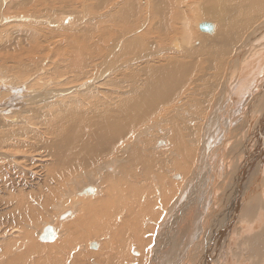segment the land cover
Wrapping results in <instances>:
<instances>
[{
	"label": "bare ground",
	"instance_id": "1",
	"mask_svg": "<svg viewBox=\"0 0 264 264\" xmlns=\"http://www.w3.org/2000/svg\"><path fill=\"white\" fill-rule=\"evenodd\" d=\"M39 1L26 0L24 4L33 5L35 3H38ZM49 1L54 2V0ZM61 1L63 2L64 0ZM61 1L59 3H61ZM97 1L99 2H95L101 3L105 6V4L108 3L112 4L114 0ZM152 1L153 2H150L152 3L150 4L152 5V10H150L151 12H153L151 13L152 17H150L153 18V20H159L158 27L154 28V30H152L153 28L150 30L148 29L149 27L147 28L145 24L146 29L143 33L138 34L140 32L137 31V36L134 34L135 36H132V39L127 40V42L123 41L122 45H118L120 47L116 45L115 47L114 45H112L114 46V48H112L111 52L109 53L111 55H116H114V60L112 57V60L109 59L110 67L114 64L116 65V63H120L119 65H121V67L123 66V69H125L124 64L126 62H137L139 57L136 60H134L135 58H133L132 60L127 59L136 56V54L140 55V53H142L141 51L144 50V53L140 56H144L145 58H147L145 60L149 61L148 65L144 64V66H142V64L140 63L141 66L139 67L128 68V70H125V72L120 75L122 76L120 78L123 79H120L119 81L112 82L114 81V79H118L113 76L110 78L108 77L109 79L106 80V82L108 81V84H110L109 81H111V87L114 86L117 88V90L123 87L129 88L130 96H126L124 98L120 97L117 106L112 105L114 106V108H109L108 106L107 108L102 109L100 111L101 113H94L92 117L87 119H85V113L83 110H81V107H77L78 102L69 101L70 103H65L60 108L59 111H61L63 107L67 108V122H70V124H67V126L70 133L69 135L64 134L63 139H65V142H63L57 148L56 155L60 166L54 169V171L60 172V170H64V181L69 178L71 179L72 184H75L76 181H78L76 178H73L75 174H83L84 178H81L83 179V184L77 189L75 188L76 185L69 187L67 193L65 194V198L70 200L69 204L60 205L55 208H59L58 212H56L55 218L53 215L51 222L48 221L46 224H42L40 228H38L36 234L34 235L36 239L31 235L33 231L25 228V226L29 227V224L23 225V222H26L28 220L27 212L25 213L24 209L10 210L9 219L14 221L18 225L17 228L12 229L9 238L3 243H6L7 241L9 245H11L12 250H10V255L17 256L14 258L17 259L18 256L22 255V258L19 257V260L20 258L24 260L28 259L31 261V264H89L87 263V261L92 258H95V262L92 259L93 262H90V264H132L133 261L137 262L144 259L145 254L147 255L148 252H151V264H264V188L260 185L262 184V182L260 184L258 183L259 186L257 185V180L262 174H264V21L255 29L253 33H250L252 35V39L248 43L243 42V39L247 36V33H239L242 36V40L240 42H238L237 40L236 43L229 44L226 39L227 33H214L215 25H213V22L211 21L212 19L201 20L199 18L197 19L198 21H196L197 23H195L197 30L202 32L199 29V25L203 23H210L214 26V31L213 33H205L209 34V36L212 35V37L205 36L204 38L201 35L203 38L201 37V39L198 40L192 33V30H190V24L187 22L189 19H186V13L183 14L184 12L181 11V8L175 9V7H173V3H170L174 0ZM177 1L179 2V0ZM230 1L232 2V0ZM235 1H237L238 7L241 1L240 10L242 12L246 11L245 16L248 19H253V22L255 23L259 19L263 20L264 0ZM126 2L127 4L125 6L117 9L116 12H112L113 16H111L112 18L110 22H113L114 24L120 23L119 26L126 25V27L129 26L132 29V27L136 24V19L138 20L142 18L145 13L138 5V0H127ZM79 3H81V1H79ZM211 3L214 4V2ZM245 4H247V6H245ZM19 6L20 5H18V7ZM38 6L39 5H35L34 8L38 10L40 8ZM101 6L102 5H100V7ZM22 7L24 6L21 5L20 8ZM31 7L33 6H29L28 10H32ZM85 7L88 9V7L85 5L83 9H85ZM98 7L99 6H97V8ZM24 8L23 10L27 11L26 7ZM15 9H17V7ZM45 9H47V7ZM93 9L89 8L88 10L89 12H93ZM202 9L199 8V11ZM36 10L34 12L35 14L40 13ZM47 10H44V13ZM99 10L102 11L103 9L99 8ZM75 12L77 11L75 10ZM99 12L97 11V14ZM194 12L196 13L197 11ZM203 12L207 11L205 10ZM211 12L209 11L208 13ZM48 13L50 14L53 12L51 11ZM48 13L45 14L46 17L47 15L49 16ZM56 14L58 15V13ZM198 14L201 13L199 12ZM43 16L44 15H42L40 18L44 23H46L44 20L46 17L43 19ZM52 17V20L50 19V17H47V19L53 21L54 16L52 15ZM194 17L196 18L197 16ZM64 18L65 17L62 18V22L65 21L63 20ZM30 19L32 20V16L30 17ZM81 19H79V21ZM175 19H184L185 21L181 25L179 20L174 23L173 20ZM8 20H10V18L3 19L4 22H7ZM12 20L23 21V23H26L28 21L19 17L15 19L13 18ZM83 21L84 20L82 19V21H80L78 24H84ZM179 23L182 27L179 26ZM225 24H227L228 28L231 27L230 23ZM244 24L245 25L243 27L247 30H250L253 27L247 26L253 24L250 21H245ZM74 25L76 24L72 23V26ZM93 25L94 28H91L92 30H95L89 31L93 33V36L87 32L90 29L87 28V25L83 26L85 30H76L78 34L79 31H81V33L83 34L86 33L85 37L83 35V41L78 42L77 48L74 45L76 40L75 36L70 37L69 35H66L69 37L67 39L65 38L68 41L67 43L76 50L74 56H70L68 58L70 60V63H73L72 66L69 65L67 67V69H72L74 72L78 73L76 74V76L80 78L76 79L75 76V80L79 79L80 81L81 77H84L83 79H85L87 76L85 74L86 72L90 75V71L88 70V62H90L91 65L90 60L97 63L99 62L96 60H100V58L103 62L108 61H106L107 56L102 51H99L102 50L101 48L98 50V46L96 45V47L93 46L96 49H92L91 45L89 46L87 44L90 40V36H92L93 39V37H95V31H97L101 27L98 26L96 30L97 25L100 24ZM35 26L38 25L36 24ZM35 26H33L34 29L28 28L29 30H25V26L24 28H22V26L11 27L12 31H8V33L12 35L10 42H13L9 43L11 45H8L11 46V48H13L14 46L19 48L17 54L13 57V61H15V64L17 63L16 67L19 68L20 72H16L17 70L14 71L15 68L12 71H14L16 74H19V77H22L24 82L21 83V81L20 84H8L9 87L7 92L9 96H7L6 94V96H3V89L6 88H4L5 83H3V79H7L8 83V77H4L0 82V116H2V114L16 112L17 117H12V120L20 119V112L24 111L27 107H30L29 105L27 106L26 103H36L34 105H40L41 103L46 102L49 103V101L52 102L51 100L59 98V96H61L63 93L58 92L56 89L48 90L49 85L51 87L53 81H48L47 83L41 81L39 84H42L45 87L42 88L43 91L37 90L40 87L36 88V84L43 78L41 77V74L44 75V73L46 72H43L42 70L36 72V70L30 67L29 73L31 74H28V72L25 71L26 69H24L25 54H28V56H30V59H32V61L30 62V66L37 68L36 64L40 63L38 66L41 67L45 64L42 63L43 61L40 62L36 57V55H38L39 53L37 48L39 47L40 43L37 41V37L38 33L39 35H44V33L46 34L52 32L47 31V29L41 30L39 29V26L38 28ZM72 26L69 25L67 27L70 28ZM56 28L61 30L59 27ZM4 31L2 32L4 33ZM100 31L102 32V30ZM103 31L105 32V30ZM53 32H56V30ZM101 32L99 34H101ZM8 33L7 37H9ZM120 33V36H123V34H125L124 37L127 36L126 34L131 35L128 32L123 34ZM53 34L54 33H52L51 35L54 37ZM220 34L225 37L219 38L221 43H219L217 40L213 41L215 35L218 38L220 37ZM4 35H6V33ZM175 35L179 37V41L177 40L178 42H175L176 44H173L174 42H172V44L176 47V49H173L176 51L181 50V52L178 53L177 51L180 57H175L174 60L173 58L167 60V52L161 50L163 49L161 48L162 46L157 44L156 42H149L148 40V37H155L159 42L161 41L163 43H166L168 40L170 42L171 37ZM41 36L40 38L43 37V42L53 38L50 35H48L47 37ZM120 36L118 37L120 38ZM103 37L107 38V41L109 40V38L105 35H103ZM211 38L213 39L210 40ZM203 39H206V41ZM104 42L102 41V43H98V45H104ZM116 42H120L118 41V38ZM195 43H199V46L197 45L198 48H195L197 50H194L190 47V45H193ZM12 44L14 46H12ZM106 44L107 43L105 42V45ZM8 45H6V48L8 47ZM16 47L14 48L17 50ZM41 50L42 49L40 48V51ZM159 50L162 51V54ZM59 51L60 50H58L57 52ZM198 51H202V54L198 53ZM175 53L176 52L174 51V54ZM158 54H160V56H158L159 58H153ZM162 55H164V57L160 58ZM165 55H167V57ZM174 56L172 55V57ZM182 57H186L185 60H182ZM205 57H208V60L210 61L211 59L215 60L214 63H212L215 64L213 65L215 66V69L213 70L214 78L217 80V82L218 79H222V84H218L219 90L217 91V93H214L215 95H212L208 100L209 106H207V113L204 110L205 107L202 111H205L206 113H204L205 115L202 117L203 124L199 122L200 126H196V128H194L195 126H191L190 124L193 123L194 119L188 111H186L185 115L179 116L180 123L172 118V121L174 123H170L171 125L169 129H163V127H160V123L152 124L151 120H155V118L159 119L162 116L161 114L164 111L161 108L163 106H167L169 103H172L171 101H173L178 94L182 93V91L183 93L188 91L186 89V91L184 90V83L187 82L189 75L192 76V73L193 75H197L198 67H201L200 64H202V66L205 64L200 63V59H205ZM150 58L156 59L155 61H157V63L155 64V62H150L153 61ZM125 60L127 61L125 63H122ZM142 60H140V62ZM63 64L64 63H61V67L60 69H58L59 72H62L64 70L67 71L65 65ZM137 64H132L130 66H135ZM13 65L14 64H12L11 66ZM208 65L209 66L207 69L211 70L213 66H211L210 62L208 63ZM79 66H82V69ZM1 68L0 71L2 72V74H7L5 72L7 71V69L3 67ZM24 72H27L26 76L22 74ZM203 72H205V70ZM116 73L114 72L113 75H115ZM201 76L202 75H200V78ZM36 77L38 82L34 83L32 80L36 79ZM99 78L101 77L99 76ZM47 79L49 80V77ZM138 79H142V81H138ZM14 82H17V80ZM130 82H134V88H131L133 86L130 85ZM189 83L188 85L190 86L192 82L190 84ZM199 83L201 85V81H199ZM99 84L100 83H98L97 85ZM195 85L197 86V83ZM187 86L185 88H189ZM2 97L8 98L4 99ZM188 97L191 96L188 95ZM1 98L3 99V101H1ZM39 105L32 106L31 109L29 108V112H38L40 110V108H38ZM52 105L49 104L45 106L50 107ZM189 107V109L193 108V106ZM230 108L233 109V112L231 113V115H229L230 117L226 119V124L224 125V122H221L220 115L222 113H225V111L227 112ZM41 110H43V108ZM160 110H162L163 112H161ZM180 110L181 108H179L178 111ZM200 110L201 109H199V107L198 110H196V112L198 111L197 113L199 116L201 115ZM2 117L5 118V116ZM6 119H4V123L7 122ZM148 122L151 123L147 127H144L143 130H138ZM162 122L163 120L161 121V123ZM8 126L11 127L12 125ZM26 126H28V123ZM225 126L227 131L225 130ZM65 129L68 130L67 128ZM85 129L86 133L89 132L91 135H95L97 139H94L95 136H92L90 140L86 138ZM154 129L157 131V133L155 132L157 137L162 136L158 139L156 145H159V148H168L169 146H171V148L173 149L171 151V155L174 156V159H172V161L170 160L171 167L174 168V170H177L178 172L184 174L183 177L181 176L182 178L180 177V174L173 175V170L171 174H169L170 182L173 179L177 180L176 182H178V180H181L179 184L172 183L174 184V186L171 187L173 190L171 189L170 192L172 193V196L175 197L176 195H178V197L177 200H171V198L167 196L168 198H170V201H165V199H167V191H169L170 189L169 188L168 190H165L164 188L166 178L164 180L163 176H161L160 174H156L158 181L161 183L160 187L162 189L161 196L158 193V198L162 199V204H160L163 205V209H160L164 212L162 215H159L160 212L156 211V204L158 203L157 198L156 201H154L153 198L154 196L157 197V191L155 189L156 182L154 178L156 169L155 165L157 162L163 161V159L165 157L167 158V156L164 157V154H162L159 157V153H155L157 151L156 147L158 148V146L151 147L153 139L150 135H152L151 132ZM15 130L16 129L13 128L11 130L6 129L4 132H0V149L2 147L6 148V146L9 144L15 148H17V146L22 148V146L16 142L11 143L12 140L15 141V136L10 131ZM64 132L66 133L67 131ZM158 133H160L161 135H158ZM21 138L22 136L17 137L16 141ZM131 139L133 140V148L127 158L130 162L121 163V161L117 159L114 152L116 153V150H118L120 147L127 145V141L130 142ZM227 143H231L230 146L232 147V150L228 153H225L224 162L222 161L223 163L220 164L216 161L218 158L214 156L215 146L218 147L220 145V148H223ZM4 144L6 145L4 146ZM192 144L196 148H190ZM8 154L14 156L13 153L7 152V150H0V155L11 158V156H9ZM110 155L112 156L107 159L106 162H111L109 164H106L105 169L102 168L103 172L94 171L93 173H91V169L95 170L94 165H96V161L105 159ZM12 159L14 160V158ZM232 162L234 165H231ZM2 165L5 164L4 162L0 161L1 168ZM105 170L108 172L113 170L115 172L114 176L110 173L104 172ZM97 173H99L101 176L100 184H97V180L94 178ZM232 173L233 178L229 182ZM229 174L230 177L228 176ZM222 175L224 176V184L220 185L218 183V179H221L223 177ZM55 187L56 185L50 184L51 189ZM177 188L179 189V191H177ZM9 190L10 189H8V191ZM18 191L19 190H17V192ZM22 191H19V193H17L18 195L22 196V200L18 199V196H13L14 198L7 197L9 199V204L12 205L13 208H26V205L32 201L30 197L26 196L27 193H24L26 197L23 194L21 195L20 192L22 193ZM97 196H99V198H97ZM94 197L97 198H95L94 202H96L97 206L99 207L98 210H90L92 206L84 207L83 209L78 207L81 201L85 199H92ZM220 199L223 200V202H220V204L218 205L217 201ZM221 203L223 204L221 205ZM171 204L173 205V207L171 206ZM169 205L172 208L171 210L168 208ZM220 205L221 207H219ZM211 206L212 210L210 211H212V214L207 220L206 218L208 217V215H206V213ZM158 208L159 205L157 209ZM205 216L207 217L205 218ZM147 219L153 220V222L155 221L156 224H158L159 222H163V229L159 231L158 238H156V245L153 244L155 245V247L152 251L150 247L144 250V246H150V244L144 243L143 245L142 240L144 238L141 236L143 234L145 221ZM174 219L175 222L172 225L171 223ZM147 226L152 227L150 225ZM98 233H102L103 235L109 234V236L104 237L105 242L102 243L96 238ZM149 233L151 232L149 231ZM154 233H156V231ZM19 236H22V238H19ZM140 237L143 239L141 240ZM28 239L33 242L32 245H30ZM243 240L246 241L243 242ZM9 245L5 246V248L3 247L4 255L2 252V255H0V259H2L3 256H6L7 259V255H9L10 252ZM7 248L9 249L7 250ZM6 251H8V253ZM234 251L236 252L234 253ZM245 253L250 254L247 259L245 257ZM140 255H142V257ZM150 260L151 259H149V261ZM147 261L148 260H146V262Z\"/></svg>",
	"mask_w": 264,
	"mask_h": 264
},
{
	"label": "rangeland",
	"instance_id": "2",
	"mask_svg": "<svg viewBox=\"0 0 264 264\" xmlns=\"http://www.w3.org/2000/svg\"><path fill=\"white\" fill-rule=\"evenodd\" d=\"M37 1H39V0H37ZM60 1L59 0H54V2H51L49 0H40L38 2L40 4L35 3L33 5L32 4L26 5V4H24L26 2V0H0V59H1L0 60V68L3 67V68H6L7 69V71H5L7 74H2V72L0 71V73L2 74V75L0 74V82H1V80L4 77H8V79H9L8 83H7V79H3V81H4L3 83H5L4 84L5 85L4 88L6 87L5 88L6 90L3 89V91H4L3 92V96H6V95L9 96L7 90H8V87H9L10 83H16V84L19 83L20 84L21 81H22L21 83H24L22 77L20 78L19 77V74H16L14 72L16 70H17L16 72H20L19 71V68L16 67L17 63L15 64V61H13L14 60L13 57L17 54L19 48H17L13 44H12V46L16 47L17 50L14 47L11 48V46H9V45H11L9 43H13V42H10V39L12 38V35L10 33H8V31H12V28L11 27H17V26L18 27L19 26H22V28H24V26H25L26 27L25 30H29L28 28L34 29L33 26H35L36 24L39 26V29H41V30L47 29V31H49V32L51 31L52 33H54L53 34L54 37L51 35L52 33H46V34L44 33V35H42V34L39 35V33H38L37 41L40 42V43H39V47L37 48V50L39 51V53H38V55H36V57L39 59L40 62L43 61L42 63L43 64L45 63V64L41 67V66H38L40 64L39 63V64H36L37 65V68L32 67V66H30V62L32 61V59H30V56H28V54L27 55L25 54V56H24L25 57L24 69H26L25 71H27L28 74H31V73H29L30 67L33 68L34 70H36V72L39 71V70H42L43 72L44 71L46 72V73H44V75L41 74L43 72L39 73V74H41V77H43L39 82L37 80V77H36V79L32 80L34 83H37L38 82L36 84V88L37 87L38 88L40 87V88L37 89V90L43 91L42 88L45 87L42 84H39L41 81L46 82V83L48 81L49 82H52L53 81L52 84L49 83V84H51V87L49 85L48 90H50V89H56L58 92H63L62 95L59 96V98L54 99V100H51L52 102L49 101V103L48 102L41 103L42 105L45 104L46 106L49 105V104H51V105L53 104L50 107H46L45 105H43L44 106L43 107L41 104L40 105L37 104V105H39L38 108H40V110L38 112L36 111L35 113L29 112V111H30V109H31L32 106H37V105H34L36 103H31V104L30 103H26V105L27 106L29 105L30 107H27L24 111L20 112V114L17 112L19 114V116H21L20 119H18V120L17 119L16 120L15 119L12 120V117H14V116L17 115L16 112L15 113L2 114V116H5V118H3L2 116H0V132H4L6 129L7 130H9V129L11 130V129L15 128L16 129L15 131H10L15 136V141L12 140L11 143H15L16 142V143H18L19 145L22 146V148L19 147V146H17V148H15V147H13L12 145L9 144V145L6 146V148L4 147L5 149L3 147L0 149V150H7V152H10V153H13L14 154V156H12L11 154H8L9 156H11V158L10 157H4L3 155H0V161L1 162H4V164H5V165H2V168L0 167L1 168L0 169V255H2V252H3V255H4L3 247L5 248V246L9 245V243L7 241H6V243H3V242L9 238V235L12 232V229L17 228V225H18L14 221H12V220L9 219L10 218L9 217L10 210H22V209H24V212L25 213L27 212V214H28V216H27L28 217V220L26 222H23V225L29 224V227H26L25 226V228H27L29 230H32L33 233L31 235L33 236V238H35L34 235L36 234L38 228H40V226L42 224H46L48 221L51 222L53 215H54V218H55L56 212H58V210H59V208L58 209H55V208L58 207V206H60V205H68L69 204V201L70 200H68L67 198H65V194L67 193L69 187L76 185L75 188L77 189L78 187H81L82 184H83V179H81V178H84V175L83 174H75L73 176V178H76L78 181H76L75 184H72L71 183V179H69V178H67L64 181V174H65V173H63L64 170H60V172L54 171V169H56L57 167L60 166V163H59L58 158H57V155H56L57 148L63 142H65V139H63L64 134L69 135V133H70L69 132V129H68V126H67V124H70V122H67V108L66 107H63V109L61 111H59L60 108L65 103H70L69 101L78 102L77 107H81V110H83L84 113H85V119H87V118L92 117L94 113H101L100 111L102 109H104V108H107L108 106H109V108H114L115 105L116 106L118 105V102H119L118 100L120 99V97L121 98H124L126 96H130L129 95L130 94V89L129 88L123 87V88L117 90L116 87H114V86L111 87V83L112 82L119 81L120 79H123V78H120V77H122L120 75L123 74V72H125V70H128V68H131V67H134V68L135 67H139V66H141V64H142V66H144V64L145 65L146 64L148 65L149 64L148 63L149 61H146L145 60L147 58H145L144 56H140L141 54L144 53L143 52L144 50L141 51L142 53H140V55H137L136 54V56H133L132 58L127 59V60H132L133 58H135L134 60H136L139 57L138 60H137V62H126L127 60L123 61L122 63H125L126 62L124 64L125 69H123V66L121 67V65H119L120 63H116V65L114 64V65H112L110 67L109 59H111V57H112L113 60H114V58H115L116 55L115 54H112L113 55L112 56L109 53L111 52L112 48H114L115 45L116 46H118L119 44L122 45L123 44V41L127 42V40L132 39L135 35L137 36L138 34L143 33L145 31V29H146V26H147V28L149 27L148 29L151 30L153 28L152 30H154V28H157L158 25H159V20L158 19L153 20V18H151L152 17L151 13L153 11L151 12L152 5H150V4H152V3H150V2H153L152 0H138V5L140 6V8H142V10H143V12L145 14L143 15L142 18H140L138 20L136 19V24L137 25L135 24L132 27V29L129 26L126 27V25H124L125 27L124 26H119L120 23L114 24L113 22H110V20L112 18L111 16H113V13L112 12H116L117 9H119L122 6H125L127 4V2H126L127 0H114L112 2V4H109L108 3V4H105V6L103 4H101V3H96V2H99L97 0H92V1L91 0H78V1L77 0L76 1H74V0H67L68 2L64 0L63 2L61 1V3H59ZM79 1H81V3H79ZM148 2H149V4H148ZM211 2H214V4H212ZM170 3H173V7H175V9L181 8V11L184 12L183 14L186 13L185 14V15H187L186 16V19H189L187 22L190 24L189 25L190 30H192V33L195 35L196 39H198V40L201 39L202 36L204 38H205V36H207V37L209 36V34L202 33V32H200L199 30L196 29V24L195 23H197L196 21H198L197 19H199V18L201 20H211L212 19L211 21L213 22V25H215V32L214 33H227L226 34V39H227V41H228L229 44L230 43H236L237 40H238V42H240L242 40V38H241L242 36L239 33H247V36L245 34L246 37H244L243 42L244 43L245 42L248 43L252 39L251 38L252 35L250 33H253L255 31V29L258 26H260V24H262L263 21H264V18H263V20H260L259 19L255 23V22H253V19H248L245 16L246 15V11L242 12L240 10L241 9L240 8L241 1H240L239 7L237 6V1H235V0H232V2L230 0H221V1H218V0H210V1H208V0H192V1L191 0H179V2L177 0L176 1L174 0L173 2H170ZM92 4H94V5H92ZM99 4L102 5V6L100 7ZM18 5H20V6L18 7ZM21 5L24 6V7H26V10L28 12L25 11V10H23L24 7L20 8ZM35 5H39L38 7H40V8L43 7V8L42 9H40V8L38 9L37 8L38 10H36L34 8ZM84 5L87 6L88 9L89 8L90 9H93L94 7H96V8L93 9V12L92 11L89 12V10L86 7H85V9H83ZM108 5H109V7H108ZM180 5H181V7H180ZM29 6H33V7H31L32 10L31 9L28 10L29 9L28 8ZM97 6H99V7L97 8ZM245 6H247V4H245ZM16 7H17V9H15ZM46 7H47L48 10L45 9ZM197 7H198V10H197ZM18 8H19V10H18ZM99 8L100 9L102 8L103 10L100 11ZM199 8L200 9L203 8V9L199 11ZM204 8H205V10L207 12H203V11H205ZM34 9L37 12H40L42 15H44L42 17L43 19L46 17L45 14H47L48 12H51L52 11L53 13H50V14L48 13L49 16L47 15V17H50V19L52 20V18H53L52 15H53L54 16L53 21H51L50 19H49L50 20L49 21L47 19V17H46L44 20H45V22L47 24L44 23L43 20L40 18L42 15L40 13H36L35 14L34 13L35 12ZM43 9L44 10H47V11H45V13H44V10ZM74 9L77 12H75ZM210 9L212 10V12H211ZM81 10H83L84 12L81 11ZM60 11H61V13H60ZM97 11L98 12L100 11V12L97 14ZM194 11H197V12L195 13ZM209 11L211 13H208ZM70 12H72V13H70ZM199 12L201 14H198ZM28 13H30V14H28ZM56 13H58V15ZM62 14H63V16H62ZM71 14H73V15H71ZM200 15L202 17L204 16L205 18L204 17L202 18ZM31 16H32V20L34 19L33 21L30 19ZM194 16H197V17L195 18ZM18 17L19 18L26 19L28 21L26 23L25 22L23 23V21L12 20L13 18L15 19V18H18ZM63 17H65L63 20H65L66 22L65 21H63V22L61 21ZM188 17H190V18H188ZM5 18L6 19L7 18L8 19L10 18V20H8L7 22H4L3 19H5ZM55 18H56V20H55ZM77 18H79V19L82 18L84 20L83 21L84 24L83 23L82 24H83V26L84 25L85 26L87 25L88 26L87 28H90L91 29V30L89 29L87 32L90 33V35H92V36H93V33L89 32V31L95 30V29L92 30V28H94V25L93 24H100V25H97V27L95 26L96 27V30H97L98 26L99 27L101 26V27L98 29L99 31L98 30L95 31V33H94L95 37H93V39H92V36H90V40H89L90 42L88 41L87 44L89 46L91 45V48L92 49L93 48L96 49L95 48L96 45L98 46L97 47L98 50L101 48L102 50H99V51H102L107 56L106 61L108 60L107 62L104 61L105 64H104V62L102 61L101 58H100V60L99 59L96 60L99 63L90 60L91 61V65H90V62H88V64H89L88 70L90 71V75L87 72L85 73L87 75L86 78L88 80L86 78L83 79L84 77H81L80 81H79V79L78 80H75V76H76V74H78L77 72H74L72 69H70V70L67 69V67L69 65L72 66V64H73V63H70V60L68 58L70 56L71 57L74 56V53H75L76 50L67 43L68 41L66 39L69 36L70 37L71 36H75L76 37V40H75V44L74 45L77 48L78 47V42L83 41V39H84V37L86 35V33L83 34V33H81V31H79V34H78L77 31L79 29L80 30H83L84 28H83L82 24H78L80 21H82V19L79 21V19H77ZM179 19L173 20L174 23H176ZM214 19H216L217 21L214 20ZM149 20H151V21H149ZM77 21H79V22H77ZM184 21H185L184 19L179 20V22L181 23V25L183 24ZM245 21H250V22L253 23L252 25H247V26H250V27L253 26L250 30H247V29H245L243 27L245 25L244 24ZM63 23H65V24H63ZM72 23H74L76 25L72 26ZM180 23H179V26H180ZM225 23H230V26L231 27L228 28L227 24H225ZM27 24H28V26H27ZM52 24H53V26L55 25L56 27H59L61 30L57 29L55 26L53 27ZM145 24H146V26H145ZM9 25H11V26H9ZM29 25L32 26V27H30ZM69 25H71L72 27H70V28L67 27ZM38 26H35V27L38 28ZM79 26H81L82 28L79 27ZM180 27H182V26H180ZM55 30H56L57 33L56 32H53ZM100 30H102V32ZM103 30H105V32ZM141 30H142V32H141ZM2 31H4V33ZM137 31L140 32V33L137 34ZM100 32H101V34H99ZM127 32L130 33L131 35L126 34L129 37H127V36L124 37L125 34H123V33H127ZM5 33H6V35H4ZM7 33L9 34V37H7L8 36ZM106 33H107V35H106ZM119 33L120 34H123V36H120ZM98 34H99V36H98ZM41 35L42 36H45V37H47L48 35H50L53 38L50 39L51 41L48 39L47 41L43 42V40H42L43 37ZM66 35H69V36H66ZM83 35H84V37H83ZM100 35H102V36H100ZM103 35H105L106 37H108L109 40L107 41V38L103 37ZM117 35L120 36V38ZM40 36L42 38H40ZM116 37L118 38V41H120V42H116L117 41V38ZM209 37H212V35L209 36ZM219 38H225V37H223V35L220 34V37L217 38V36L215 35V38L214 39L211 38L210 40H212V39H213V41L217 40L219 43H221L220 40H219ZM97 39H99V40H97ZM178 39H179V37H177V35H175V36L171 37L170 42L168 40L166 43H163L161 41L159 42L155 37H148L149 42H156L157 44H159V45L162 46L161 48H163V49H161V50H164V51L167 52V55H168V59L167 60H169L171 58H173V60H174L175 57L176 58H179L180 57L178 53H180L181 50L180 51L177 50L178 51V53H177V51L173 49V48L176 49L175 45H173V44H176L175 42H178L179 41ZM101 40L103 42L105 41L107 44L105 45V42H104L103 44L105 46L102 45V44L98 45V43H102ZM203 40L206 41V39H203ZM93 41H97V42H93ZM108 42H110V43H108ZM113 42L116 43V44H114ZM172 42H174V43L172 44ZM54 43H55V45H54ZM91 43H93V44H91ZM67 44H68V46H67ZM1 45H3V46H1ZM6 45H8L7 48H6ZM112 45H114V46H112ZM197 45L199 46V43H195L193 45H190V47L192 49H194V50H197V49H195V48H198ZM93 46H95V47H93ZM148 46H149V43H148ZM118 47H120V46H118ZM8 48L9 49H12V50H9ZM40 48L42 49L41 51H40ZM58 50H60V51L57 52ZM161 50H159V51L162 54V51ZM159 51H157V52H159ZM174 51L176 52L175 54H174ZM201 52L198 51V53H201ZM171 54L173 56L174 55L175 56L172 57ZM108 55L109 56L111 55V56L109 57ZM167 55H165V56L167 57ZM158 56H160V54H158L156 57H153V58H159ZM162 57H164V55H162L160 58H162ZM10 58H11V60H10ZM185 58L186 57H184V58L182 57L181 59L182 60H185ZM150 59H152V58H150ZM206 59H207V61H206ZM140 60L145 61V62H142V61L140 62ZM152 60L153 61H150V62H155V64L157 63V61H155L156 59H152ZM200 60H201L200 63H205L203 65L205 68L202 66V64L199 63L201 65V67L200 66L198 67V72L201 73V74H199L197 72V75L195 74L196 75L195 76L192 73V76H194V77H192V76L189 75L188 76V79H187V82L184 83L185 84V87H186L189 82L190 83L192 82L191 84L189 83L190 86L189 85L187 86V87L190 88V90H189V88H185L183 86L184 90L186 89L188 91L183 93V91H182L183 89H182L181 90L182 93L178 94L175 97V99L173 101H171L172 103H169L167 105L168 107L167 106H163L161 109L164 112L162 110H160L161 112H163L161 114L162 116L159 119H156L155 118V120L154 119L151 120L152 121V124H154V123H156V124L157 123H160L159 124V125H161L160 127H163V129L164 128L165 129L166 128L169 129L170 128V125H171L170 123L173 122L172 121V118H174L175 121H178L180 123L179 116L185 115L186 111L190 112V114L193 116V119L194 120H193V123L190 124L191 126H195L194 128H196V126H200V123L203 124L202 123V117L207 113V111H206L208 109L207 106H209L208 100L211 98L212 95H215L214 93H217V91L219 90L218 84L219 83L222 84L221 83L222 79L221 80L218 79V82H217V80L214 78V73H213L214 71L213 70L215 69V66H213V65H215V64H212V63H214L215 60L211 59V61L213 60L211 62L210 60H208V57H205V59L203 58V59H200ZM100 62H103V63H100ZM108 62H109V64H108ZM209 62L211 63V66H213L211 70L207 69L208 66L210 65V64L208 65ZM49 63H51V64H49ZM61 63H64L63 65H65V68L67 69V71L66 70H64L62 72H59L58 71V69H60V67H61L60 66ZM12 64H14L13 65L14 67L11 66ZM26 64H27V66H26ZM132 64H137V65L130 66ZM79 67H81V69H82V66H79ZM14 68H15V70H14ZM90 68H92V69H90ZM54 69H56V70H54ZM203 69L205 70V72H203L204 71ZM12 70H14V71H12ZM199 70H201L202 72L199 71ZM53 71H56V72H53ZM27 72H24L22 74L24 76H26L27 75ZM114 72L115 73L117 72L118 75H117V73L115 75H113ZM92 74H94V75H92ZM4 75H7V76H4ZM200 75H202L201 78H200ZM203 75H205V76H203ZM46 76H47V78L49 77V80L46 78ZM99 76L101 78H99ZM112 76L113 77H116L118 79L117 80L114 79V81H112V82L109 81L110 84H108V81L106 82V80H108ZM44 77H45V79H44ZM54 77H55V79H54ZM77 78H80V77L76 76V79ZM223 78H224V76H223ZM13 79H15V80H13ZM104 79H105V81H104ZM16 80H17V82H14ZM70 80H72V81H70ZM138 81H142V79L141 80L138 79ZM143 81H144V79H143ZM199 81H201V85H200ZM26 82H31V81H26ZM97 82L100 83V84L97 85L98 84ZM196 83H197V86L195 85ZM80 84H81V86H80ZM95 84H96V86H95ZM130 85L133 86L131 88H134L135 87L134 82H130ZM0 86H1V83H0ZM257 88H256V90H257ZM68 91H69V93H68ZM188 95H190L191 97H188ZM2 98H4V97H2ZM2 98H1V101H3ZM6 98H8V97H5L4 99H6ZM70 99H72V100H70ZM112 105H114V106H112ZM170 105L171 106L173 105V106L171 107ZM189 106H193V108L192 109H189L190 108ZM165 107H167V108H165ZM198 107H199V109H201L200 110L201 111V115L200 116L197 113L198 111L196 112V110H198ZM204 107H205V109H204ZM42 108H43V110H41ZM179 108H181L180 111H178ZM203 109L206 111V113H205V111L202 112ZM232 112H233V109L230 108L227 112L225 111V113H222L220 115L221 116V122H224V125L226 124L225 123L226 122V119H228L230 117L229 115H231ZM23 113H25V114H23ZM196 113H197L198 116L196 115ZM6 115H7V117H6ZM24 117H26V118H24ZM199 118H201V119H199ZM4 119H6L7 122L4 123ZM19 120H20V122H19ZM162 120H163V122L161 123ZM27 123H28V126H26ZM150 123L151 122L146 123L145 124L146 126L144 125L141 128H139L138 130L139 131L140 130H143L144 127H147ZM7 124L8 125H12V126L9 127ZM14 125H16V126H14ZM55 125H57V126H55ZM65 128H67L68 130H66ZM225 130H226V126H225ZM64 131H67V132L65 133ZM226 131H225V133H226ZM155 132L157 133V131L155 129L152 130V132H151L152 135H150L151 138L153 139V143H152L151 147L158 146V148L156 147V150L157 151L155 153L157 154V152H158L159 153V157L162 154H164V157L167 156V158L165 157L163 159V161H160L161 163L160 162H157L156 165H155V168L157 170L155 169V177L154 178H155V182H156L155 189L157 191V197L154 196L153 198H154V201H156V198H157V202L158 203L156 204V211L157 212H160V214L159 213H157V214L162 215L164 213L163 211H161L163 209L162 208L163 205H160V204H162V199L161 198H158V195L159 194L161 196L162 189L160 187L161 183L158 181V179L156 177V174H160L161 176H163L164 180L166 178L165 183H164V185H165L164 188H165V190H168L170 188L169 191H167V194L168 195L166 194V197L167 196L170 197L171 200L172 199L177 200V197H178V195H176L175 197L172 196V193L170 192V190L172 189L171 187L174 186V184H172V183L179 184V182L181 180L180 181L178 180V182H176L177 180L173 179L170 182L169 174H171L172 170L174 172V173H172L173 175H175V174H178L179 175L180 174V177L181 176L183 177L184 174H182L181 172H178L177 170H174V168L171 167V164L170 163H171L172 159H174V156L171 155V151L173 149L171 148V146H169L168 148H166V147H164V148L161 147L162 149L159 148L160 146L159 145H156V143H157L158 139L161 138L162 136L157 137V135H156ZM85 135H86V138H88L89 140L92 138V136H95V135H91L89 132L86 133V129H85ZM158 135H161V134L158 133ZM20 136H22V138L19 139L18 141H16V138L17 137H20ZM217 137H219V136H217ZM94 139H97L96 136L94 137ZM124 144H126V143H124ZM230 144L231 143H227L223 148H220V145H219L218 147L220 148V150H219V148L217 146H215L214 156L216 158H218L216 161L219 162L220 164L224 162L225 153H228V152H230L232 150V147L230 146ZM5 145L6 144H4V146ZM132 148H133V140L131 139L130 142L127 141V145H124V146L120 147L118 150H116V153L114 152V154H116L117 159L120 160L121 163L122 162L123 163H129L130 161L127 158H128V155H129L130 151L132 150ZM190 148H193L194 149L196 147L193 146V144H192ZM165 149H167V150H165ZM112 155H110L109 157H107L105 159H100L99 161H96V165H94L95 166V170L94 169H91V173H93L94 171L103 172L102 171V168L105 169L106 168L105 167L106 164H109L111 162V161L106 162V160L109 159ZM12 158H14V160ZM5 159H7V160H5ZM9 159H10V162H9ZM69 160H67V161H69ZM167 164H169V165H167ZM166 165H167V167H166ZM231 165H234L233 162L231 163ZM235 166H236V164H235ZM168 170H170V171H168ZM112 171L108 172V171L105 170L104 172L110 173L111 175L114 176L115 172L113 171L114 172L113 173ZM166 171H168L169 173L166 172ZM82 175H83V177H82ZM232 175H233V173L231 174V178L229 179V182L233 178ZM262 175L257 180V185H258V183L260 184L262 182V184H260V185L264 188V180H263L264 174H262ZM228 176L230 177V174ZM94 178L97 180V184H100V178H101L100 174L97 173V175ZM59 179H61V180H59ZM208 180H209V178H208ZM223 180H224V176L221 179L220 178L218 179V183L220 185L221 184L223 185L224 184ZM50 184H54V185H56V187L53 188V189H51L50 188ZM18 188H20V189H18ZM8 189H10L9 191H10V193L12 192L11 193L12 195L9 193ZM17 190H19V191H22L23 190L22 193L20 192V194L21 195L23 194L25 196V194L27 193L26 196H28V197L31 198L32 201L29 202L26 205V208H23V207L13 208L12 205L9 204V199L8 198L13 197V196L14 197L18 196L17 198L20 199V200H22L21 199L22 196H20V195L17 194V193H19V191L17 192ZM177 191H179L178 188H177ZM168 197H167V199H165V201L166 200L167 201H170V198H168ZM95 198L96 197H94L92 199H85V200L81 201L80 204L78 205V207H80V208L83 209L84 207H90V206H92V208L90 210H92V211L94 209H95V211L98 210L99 207L97 206L96 202H94ZM97 198H99V196H97ZM160 199H161V202H160ZM89 200H92V201H89ZM218 201H217V204L218 205L220 204V202H223V200H221V199L218 200ZM92 202H94V203H92ZM222 204L223 203H221V205ZM158 205H159V208L157 209ZM221 205L219 207H221ZM171 206L173 207L172 204H171ZM171 206L169 205V207H168L170 210L172 209ZM210 210H212V206L209 208V210H207L206 215H208V217L205 216V218L207 217L206 218L207 220H208L209 216H211V214H212V211H210ZM208 212H210V213H208ZM149 220L150 219H147L145 221L143 234L141 235L144 239L141 238V237L140 238H141V240L143 239L142 240L143 241V245H144V243L150 244V246L149 245L144 246V248H145L144 250H146V248H149L150 247L151 248V251H152L153 248L156 245V241H157L156 238H158L159 231L161 229H163L162 228V225H163L162 223L163 222H161V223L159 222L160 224L159 223L156 224L155 221L153 222V220H150V221ZM174 222H175V219L172 221L171 224L173 225ZM12 223H13V225H12ZM147 225H150L152 227H149ZM68 226H69V223H68ZM148 230L151 233H149ZM236 230H237V228H236ZM153 231L154 232L156 231V233H154ZM144 232H145V234H144ZM80 233H85V232H80ZM108 236H109V234L103 235L102 233H98L97 236H96V238L100 242L103 243V242H105L104 237H108ZM19 238H22V236H19ZM28 241H29L30 245L33 244V242L31 240L28 239ZM245 241L246 240H243V242H245ZM153 244H155V245H153ZM162 246H163V244H162ZM9 248H7V250L8 249H9V251L12 250L11 245H9ZM6 252L8 253V251H6ZM235 252L236 251H234V253ZM10 254H11V251L9 252V255H7L9 257V259H8V257L6 259V256H3L2 259H0V264H31V261L30 260H28V259H25V260L24 259H21L22 258V255L18 256V258L16 259L14 257H17V256H11ZM147 255L145 254V257L143 256L144 259H142L140 261H137V262L136 261H133L132 264H151V262H152L151 252H148ZM140 256L142 257V255H140ZM249 256H250L249 253H245L246 259ZM19 257H21L20 260H19ZM92 259L95 262V258H92ZM92 259H89L88 260L89 262L87 261V263H89V264H90V262L92 263L93 262ZM149 259H151V260L149 261ZM146 260H148L149 263H148V261L146 262ZM19 261H21V262L23 261V262L21 263ZM82 262H84V261H82ZM79 264H81V263H79Z\"/></svg>",
	"mask_w": 264,
	"mask_h": 264
},
{
	"label": "water",
	"instance_id": "3",
	"mask_svg": "<svg viewBox=\"0 0 264 264\" xmlns=\"http://www.w3.org/2000/svg\"><path fill=\"white\" fill-rule=\"evenodd\" d=\"M199 29L204 33H213L214 26L210 23H203L199 25Z\"/></svg>",
	"mask_w": 264,
	"mask_h": 264
}]
</instances>
